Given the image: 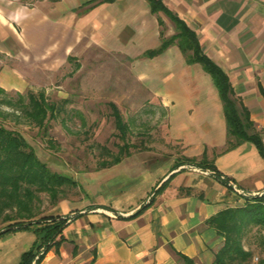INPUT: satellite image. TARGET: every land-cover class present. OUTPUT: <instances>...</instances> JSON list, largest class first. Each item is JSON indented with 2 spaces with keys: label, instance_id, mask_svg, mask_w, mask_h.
Listing matches in <instances>:
<instances>
[{
  "label": "crops",
  "instance_id": "obj_1",
  "mask_svg": "<svg viewBox=\"0 0 264 264\" xmlns=\"http://www.w3.org/2000/svg\"><path fill=\"white\" fill-rule=\"evenodd\" d=\"M195 31L202 51L228 76L264 143V0H162ZM0 53L25 70L57 71L80 47H98L131 61L137 81L162 108L167 137L180 147L173 160H123L90 176L82 197L53 203L43 216L69 217L64 241L41 264H215L224 238L207 221L244 207L264 192V158L251 142L230 146L219 91L200 63L177 44L147 57L176 33L147 0H0ZM19 16V19L16 17ZM27 76L0 69V87L22 92ZM221 176L184 163L202 159ZM230 179L247 194L228 187ZM162 188L159 190V188ZM159 190V191H158ZM152 204L141 213L143 206ZM37 242L33 229L0 237V264H18Z\"/></svg>",
  "mask_w": 264,
  "mask_h": 264
},
{
  "label": "rangeland",
  "instance_id": "obj_2",
  "mask_svg": "<svg viewBox=\"0 0 264 264\" xmlns=\"http://www.w3.org/2000/svg\"><path fill=\"white\" fill-rule=\"evenodd\" d=\"M72 58L57 71L39 67L25 70L14 55L0 53V69L17 67L27 76L25 90L9 92L15 103L18 93L44 90L50 101L65 106L49 121L48 137L28 122L19 106L1 105L0 112L6 119L0 114V124L19 131L52 171L72 176L78 182V187L65 189L68 199L82 197L90 176L101 170L103 160L111 159L103 147L117 154L123 145L110 103L117 105L131 128L130 155L123 157L127 167L132 169L133 162L151 158L173 160L180 153V147L167 137V120L159 102L137 81L130 60L95 46L80 47ZM52 205L50 196L41 194L33 213H39L40 218L53 209ZM7 225L0 220V229ZM262 236L264 229L254 227L245 238V245L255 251L252 264H261L264 259Z\"/></svg>",
  "mask_w": 264,
  "mask_h": 264
},
{
  "label": "trees",
  "instance_id": "obj_3",
  "mask_svg": "<svg viewBox=\"0 0 264 264\" xmlns=\"http://www.w3.org/2000/svg\"><path fill=\"white\" fill-rule=\"evenodd\" d=\"M147 1L153 13H164L174 23L176 29L173 36L162 37L159 48L147 52V57H154L169 46L177 44L186 56L187 62L200 63L211 75L223 102L228 136L229 139L235 140L230 141V146L246 141L251 142L264 158V143L256 130L255 123L251 120L248 109L235 97L227 74L202 51L195 31L171 12L162 0ZM72 59V57L69 58V60ZM1 105L21 107L28 122L41 130L45 137H48L49 121L55 119L65 109L64 105L50 101L44 90L36 93L30 91L27 95L18 93L15 103L10 98L9 92L2 87H0ZM109 106L118 130V137L123 141V145L119 146L117 154H112L103 147L104 154L110 155L111 159L103 160L99 167L101 169L121 162L124 156L130 155L132 147L128 138L131 133L130 125L116 104L110 103ZM0 114L3 119H6L5 114L1 112ZM49 143L52 144L51 140ZM186 163L210 170L222 177L216 167L204 158L199 162L195 159H185L184 163L176 164L174 169ZM225 179L227 184L231 181L228 178ZM72 186H79L72 176L52 171L48 164L38 157L36 150L19 131L8 129L0 124V220L8 223L6 227L0 229V237L22 229H33L37 235V242L21 255L18 264H41L46 253L53 246L58 251V247L64 241L63 231L68 226L70 218L60 216L37 218L39 213H33V209L36 208V202L40 201L41 194H48L52 202L56 203L66 198L65 189ZM161 188L162 186L159 190ZM247 201L244 207L227 208L207 221V224L224 238L223 246L215 255V264H252L255 251L245 245V238L254 227L264 229V194L248 198ZM151 204L152 201L132 217ZM261 243L264 247V236L261 237ZM41 249H44V253L36 259ZM178 255L185 264H197L183 254L178 253ZM261 264H264V259L261 260Z\"/></svg>",
  "mask_w": 264,
  "mask_h": 264
},
{
  "label": "built area",
  "instance_id": "obj_4",
  "mask_svg": "<svg viewBox=\"0 0 264 264\" xmlns=\"http://www.w3.org/2000/svg\"><path fill=\"white\" fill-rule=\"evenodd\" d=\"M191 168H193L194 170L203 171L206 174L214 175V172H210V171H208L206 169H203V168H197V167H193V166H191ZM228 187L231 188V190H233L236 194H238V195H240L242 197H246L247 196V194L244 193L243 191H241L240 189H238L237 186L232 181H228ZM263 194H264V192L258 193V194H254V196H261ZM43 253H44V249H41V251L39 252V254L36 257V259H38L39 256L42 255Z\"/></svg>",
  "mask_w": 264,
  "mask_h": 264
},
{
  "label": "clouds",
  "instance_id": "obj_5",
  "mask_svg": "<svg viewBox=\"0 0 264 264\" xmlns=\"http://www.w3.org/2000/svg\"><path fill=\"white\" fill-rule=\"evenodd\" d=\"M16 19H19V16H17ZM0 21H3V16L2 15H0Z\"/></svg>",
  "mask_w": 264,
  "mask_h": 264
},
{
  "label": "water",
  "instance_id": "obj_6",
  "mask_svg": "<svg viewBox=\"0 0 264 264\" xmlns=\"http://www.w3.org/2000/svg\"><path fill=\"white\" fill-rule=\"evenodd\" d=\"M207 170V169H206ZM208 171H210V170H208ZM210 172H212V171H210Z\"/></svg>",
  "mask_w": 264,
  "mask_h": 264
}]
</instances>
